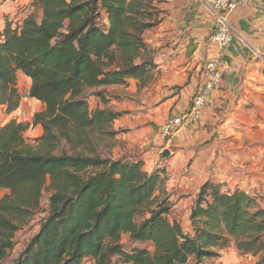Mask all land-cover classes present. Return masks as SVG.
Listing matches in <instances>:
<instances>
[{"label": "trees", "instance_id": "obj_1", "mask_svg": "<svg viewBox=\"0 0 264 264\" xmlns=\"http://www.w3.org/2000/svg\"><path fill=\"white\" fill-rule=\"evenodd\" d=\"M35 3L40 19L6 20L0 31V114L22 104L19 73L31 82L26 96L43 106L30 123L0 126V264L45 195L47 216L11 264H221L231 243L264 264L263 197L206 182L187 233L169 220L170 197L158 194L166 169L113 157V123L124 113L90 108L89 90L151 81L156 64L144 36L159 23L151 0ZM36 127L42 134L26 137Z\"/></svg>", "mask_w": 264, "mask_h": 264}, {"label": "crops", "instance_id": "obj_2", "mask_svg": "<svg viewBox=\"0 0 264 264\" xmlns=\"http://www.w3.org/2000/svg\"><path fill=\"white\" fill-rule=\"evenodd\" d=\"M228 22L233 37L221 56L232 67L230 75L212 93L202 120L173 136L170 145L160 149L161 136L156 131L160 133L161 125L171 115L188 110L204 83V65L220 54L209 41L217 18L205 0H164L158 25L144 36L156 64L149 84L140 87L152 91L143 101L149 107L140 104L131 111L117 109L124 114L113 123L118 133L123 128L132 132L142 128L137 131L142 133L137 135L142 141L134 143L136 150L118 152L114 147L112 154L115 159L143 161L148 172L171 170L180 186L193 183L200 189L212 182L225 192L241 190L264 198V0H248L246 6L229 15ZM18 77L26 80L29 89L30 80L20 73ZM128 120L137 127H128ZM35 129L38 135L33 138L42 134L41 127ZM209 147L212 153L206 154ZM165 151L169 156L163 155ZM188 224L186 232L191 234ZM228 247L220 251L224 264L259 261L243 255L234 243Z\"/></svg>", "mask_w": 264, "mask_h": 264}, {"label": "rangeland", "instance_id": "obj_3", "mask_svg": "<svg viewBox=\"0 0 264 264\" xmlns=\"http://www.w3.org/2000/svg\"><path fill=\"white\" fill-rule=\"evenodd\" d=\"M163 2L164 0H151L152 7L156 10L158 15H160V7L162 6ZM31 14L37 15L39 19L42 16L41 11L38 10L36 7L35 0H0V29L3 26L4 21L6 19L22 20ZM19 87L22 91L23 96L26 97V93L28 91V83L26 82L24 78L22 79L19 78ZM99 91H101L107 97L108 99L107 105H103L100 99L97 96H95L94 93L99 92ZM151 92L152 91L150 90L140 89V87L138 86L136 88L135 83L132 80H129V85L126 87L114 86V87H109L105 89L89 90L86 93V97L89 102L90 108L92 110L96 108L106 107V108H111L115 110L125 109L127 111H131V109L139 108L138 105L140 104L145 109H148L149 106L144 105L143 101L146 97H149ZM23 108H24L23 114L19 117H17L16 115L7 116V115L0 114V126L6 125L12 119H16L17 121H21L23 123H30L32 119V114L42 109V107H40L38 104L34 103L31 100H29V102H27L26 104H23ZM172 116L173 115H171L170 117ZM128 125H129L128 127H137L136 124L132 120H128ZM124 129L126 128L119 130V133H118L119 140L115 139L114 143H115L116 151L117 150L118 152L132 151L134 147L136 150L137 145L134 146V143H137V141L139 140L142 141L140 137H137L138 134H142V133L137 132V131L138 130L142 131L143 129L140 128L134 132L127 131ZM156 133H158L160 137V133L158 131H156ZM37 135L38 133L35 128H31L27 132L28 138H33L34 136H37ZM124 139L126 140L124 141ZM160 139L162 141V146L160 147V149L162 148L164 149L170 145L171 139L164 140L161 137ZM210 149L211 147L207 148L205 153L209 154L211 152ZM149 172H152V170H149ZM165 177H166V182H165L164 189H163L164 191L158 194L160 198L169 196L171 203L177 206V208L172 209L169 220L179 221L180 224L183 226V229L186 231L187 229H190V226L188 224L189 219L187 218V216L191 211L192 201L195 198L194 196H197L198 194V191H199L198 185L193 184V183H191V185H184V186L178 185L177 180L175 179V176L172 175L171 170H166ZM2 194H0V197L2 196ZM47 212H48V201L45 195L41 203V209L35 215L33 222L30 224L29 227L25 228L24 230L20 231L17 234L16 248L11 253L9 259L3 262L2 264H11L12 259H14L19 253V251L24 248L28 239L38 231L39 224L41 220H43L47 216ZM123 243L126 247L135 246V244L130 243L128 241L127 237L123 238ZM142 247H147L150 251L152 252L154 251L151 245H144ZM255 258H257L256 261H258V257H255ZM218 262L221 264H224L223 262H221V259H219ZM86 264H90V262L86 261ZM256 264H258V262H256Z\"/></svg>", "mask_w": 264, "mask_h": 264}, {"label": "built area", "instance_id": "obj_4", "mask_svg": "<svg viewBox=\"0 0 264 264\" xmlns=\"http://www.w3.org/2000/svg\"><path fill=\"white\" fill-rule=\"evenodd\" d=\"M205 2L216 14L217 26L209 37V41L218 48L220 54L204 65V83L194 95L188 110L172 116L161 125L160 136L164 140L171 139L176 134L202 120L212 93L232 71L230 63L221 56L222 51L230 45L233 37V30L228 22V17L238 8L246 6L248 0H205ZM29 100L27 96L23 97L21 106L11 115L21 116L24 111L23 104H26Z\"/></svg>", "mask_w": 264, "mask_h": 264}, {"label": "water", "instance_id": "obj_5", "mask_svg": "<svg viewBox=\"0 0 264 264\" xmlns=\"http://www.w3.org/2000/svg\"><path fill=\"white\" fill-rule=\"evenodd\" d=\"M165 157L169 156V151H165L163 154Z\"/></svg>", "mask_w": 264, "mask_h": 264}]
</instances>
